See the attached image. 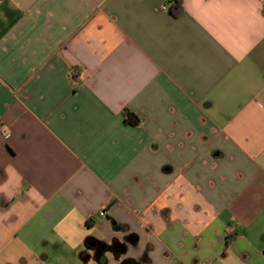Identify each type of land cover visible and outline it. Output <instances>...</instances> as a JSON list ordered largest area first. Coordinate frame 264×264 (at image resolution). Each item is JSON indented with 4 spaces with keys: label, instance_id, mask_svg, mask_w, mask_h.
<instances>
[{
    "label": "crops",
    "instance_id": "1",
    "mask_svg": "<svg viewBox=\"0 0 264 264\" xmlns=\"http://www.w3.org/2000/svg\"><path fill=\"white\" fill-rule=\"evenodd\" d=\"M168 1L0 0V264H264V0Z\"/></svg>",
    "mask_w": 264,
    "mask_h": 264
},
{
    "label": "trees",
    "instance_id": "2",
    "mask_svg": "<svg viewBox=\"0 0 264 264\" xmlns=\"http://www.w3.org/2000/svg\"><path fill=\"white\" fill-rule=\"evenodd\" d=\"M172 1V2H171ZM170 2V6H169V9L170 11H173V12H178L180 9H181V0H171ZM132 114L130 113H126V121H128L130 124H135V121L134 119H136V117L133 115V118L131 117Z\"/></svg>",
    "mask_w": 264,
    "mask_h": 264
},
{
    "label": "clouds",
    "instance_id": "3",
    "mask_svg": "<svg viewBox=\"0 0 264 264\" xmlns=\"http://www.w3.org/2000/svg\"><path fill=\"white\" fill-rule=\"evenodd\" d=\"M14 171V170H13ZM20 177L17 175L16 178V183L14 185H12V188H18L20 186ZM8 187V185H4V186H0V192H5V194L9 197L12 198V196L14 195V193L11 190L6 191V188ZM71 247H76V243H72L70 245ZM232 264H238V262L233 261Z\"/></svg>",
    "mask_w": 264,
    "mask_h": 264
},
{
    "label": "built area",
    "instance_id": "4",
    "mask_svg": "<svg viewBox=\"0 0 264 264\" xmlns=\"http://www.w3.org/2000/svg\"><path fill=\"white\" fill-rule=\"evenodd\" d=\"M170 3H171L170 1L167 2L168 5H169ZM104 214H105V211H100V212H99V215H101V216H103Z\"/></svg>",
    "mask_w": 264,
    "mask_h": 264
},
{
    "label": "rangeland",
    "instance_id": "5",
    "mask_svg": "<svg viewBox=\"0 0 264 264\" xmlns=\"http://www.w3.org/2000/svg\"><path fill=\"white\" fill-rule=\"evenodd\" d=\"M262 10H263V12H264V1H263V6H262Z\"/></svg>",
    "mask_w": 264,
    "mask_h": 264
},
{
    "label": "flooded vegetation",
    "instance_id": "6",
    "mask_svg": "<svg viewBox=\"0 0 264 264\" xmlns=\"http://www.w3.org/2000/svg\"><path fill=\"white\" fill-rule=\"evenodd\" d=\"M105 247H107L106 245H104Z\"/></svg>",
    "mask_w": 264,
    "mask_h": 264
}]
</instances>
